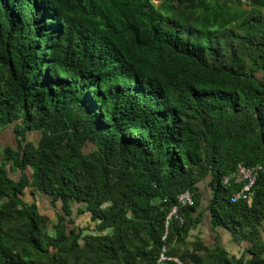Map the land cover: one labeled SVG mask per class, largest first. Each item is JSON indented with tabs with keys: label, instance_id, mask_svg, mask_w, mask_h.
Instances as JSON below:
<instances>
[{
	"label": "trees",
	"instance_id": "obj_1",
	"mask_svg": "<svg viewBox=\"0 0 264 264\" xmlns=\"http://www.w3.org/2000/svg\"><path fill=\"white\" fill-rule=\"evenodd\" d=\"M9 126L0 264H264V0H0ZM240 162L263 165L251 203L223 182ZM206 211L249 245L190 241Z\"/></svg>",
	"mask_w": 264,
	"mask_h": 264
},
{
	"label": "rangeland",
	"instance_id": "obj_2",
	"mask_svg": "<svg viewBox=\"0 0 264 264\" xmlns=\"http://www.w3.org/2000/svg\"><path fill=\"white\" fill-rule=\"evenodd\" d=\"M156 1L159 2V0H156ZM9 128H11L10 131L7 129V127L0 129L1 131L6 130V132H7L6 134L4 133V135H1V133H0V160L2 158V150H3L4 146L11 145L14 147L16 145V139H15L14 131H13L12 127H9ZM39 136H40L39 131H33L29 134V138L33 139L35 141L38 140ZM91 148H93V145L91 143H89L86 146V149L89 150ZM9 166L10 165H8V168H9ZM19 173H20V171H18L17 169H15V170L10 169V174L15 178H18ZM201 188L204 192V196L207 197L210 193V188L208 187L206 182L201 183ZM25 198L27 200H32L34 198V195H32L30 189L26 190ZM35 198L37 199V201L39 203L41 211L43 213L48 214L51 218V221H55L56 220V213L61 210L60 203L58 202L57 205H54L51 202V198L48 195L41 193V192H37ZM205 202L206 201L203 202V205L205 204ZM73 217L75 219L74 224H78V225L90 227V228H94V226L96 224L94 221L91 220L90 213L88 211L78 212L77 209H75V213H74ZM206 222H207V224L202 225L200 227L199 231L197 229L192 230V233L189 235L190 241H194V240H197L198 237H202L208 243H211V244L213 243L214 238L210 237L211 235L206 233V231L209 230V228H210V222L208 220H206ZM74 224H72V225H74ZM210 233L212 234V231ZM215 239L218 240L217 238H215ZM231 241L233 244L234 241L233 240H231ZM227 247L229 249V253H237V252L243 250L242 245H240V247L242 248L241 250H237L234 245L233 246L229 245Z\"/></svg>",
	"mask_w": 264,
	"mask_h": 264
},
{
	"label": "built area",
	"instance_id": "obj_3",
	"mask_svg": "<svg viewBox=\"0 0 264 264\" xmlns=\"http://www.w3.org/2000/svg\"><path fill=\"white\" fill-rule=\"evenodd\" d=\"M246 2L247 0H241ZM263 170V165L261 163L255 164H245L240 162L237 165V168L232 171L230 174H227L223 177V182L227 185L232 182L238 184L239 188L231 195V201L237 202L239 200H247L248 203L252 202L254 186L257 181V178L260 172ZM178 204L173 208L172 213L177 211L178 205H191L194 203L192 193L188 190L182 192L178 197ZM170 214V215H171ZM170 218V216H169ZM169 221H167L168 225ZM166 235L163 236L165 238ZM181 262L180 258L175 255H170L167 253V247L163 246L159 260L156 264L166 263L169 261Z\"/></svg>",
	"mask_w": 264,
	"mask_h": 264
},
{
	"label": "crops",
	"instance_id": "obj_4",
	"mask_svg": "<svg viewBox=\"0 0 264 264\" xmlns=\"http://www.w3.org/2000/svg\"><path fill=\"white\" fill-rule=\"evenodd\" d=\"M9 127H12V126H9ZM9 127H7V129L10 131V129L11 128H9ZM0 133H1V135H4V133L6 134L7 132H6V130H0ZM206 203L207 202H205V204L203 205L202 204V206H201V209H203V208H205L206 207ZM206 220H208L209 222H210V214H209V211H206L205 212V215H204V220H203V223L202 224H200L196 229L199 231V229H200V227L202 226V225H206L207 224V222H206ZM260 229H261V233H262V236H263V238H264V220L262 221V223H261V225H260ZM212 231V234L210 233ZM206 233L207 234H210L211 236L210 237H212V238H214V241H213V243L211 244V243H208L206 240V242L208 243V244H210V245H213L214 243H219L220 245H222V246H224L227 250H228V252H229V249H228V247L227 246H235L236 247V249L237 250H241L242 248H243V250L249 245V242H247V241H241V242H237L234 238H233V236H232V234L227 230V229H225L224 227H222V226H216L215 228H213L211 225H210V228H209V230H207L206 231ZM215 238H217L218 240H216ZM231 240H233L234 241V243L232 244V241ZM240 245H242V248L240 247ZM242 250V251H243ZM242 251H239V252H237V253H230V254H240Z\"/></svg>",
	"mask_w": 264,
	"mask_h": 264
}]
</instances>
